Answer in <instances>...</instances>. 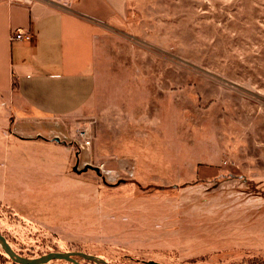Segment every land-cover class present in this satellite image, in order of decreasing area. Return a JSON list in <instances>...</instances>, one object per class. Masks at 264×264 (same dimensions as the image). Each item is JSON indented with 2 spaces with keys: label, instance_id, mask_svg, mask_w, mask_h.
Returning <instances> with one entry per match:
<instances>
[{
  "label": "rangeland",
  "instance_id": "374dc122",
  "mask_svg": "<svg viewBox=\"0 0 264 264\" xmlns=\"http://www.w3.org/2000/svg\"><path fill=\"white\" fill-rule=\"evenodd\" d=\"M121 1L59 142L12 135L0 98V235L29 258L264 264V0Z\"/></svg>",
  "mask_w": 264,
  "mask_h": 264
},
{
  "label": "crops",
  "instance_id": "0c3cea01",
  "mask_svg": "<svg viewBox=\"0 0 264 264\" xmlns=\"http://www.w3.org/2000/svg\"><path fill=\"white\" fill-rule=\"evenodd\" d=\"M121 0H0V98L12 100L8 129L31 140L67 134L96 89V51L108 27L121 23ZM21 32L28 40H10Z\"/></svg>",
  "mask_w": 264,
  "mask_h": 264
},
{
  "label": "water",
  "instance_id": "95a60500",
  "mask_svg": "<svg viewBox=\"0 0 264 264\" xmlns=\"http://www.w3.org/2000/svg\"><path fill=\"white\" fill-rule=\"evenodd\" d=\"M53 141L58 142V140L55 138ZM92 169L94 170L98 175H100V170L97 167H92L91 165H86L82 169L78 170L77 165L73 168V171L77 172H86L87 170ZM0 247L3 250L4 254L7 255L9 259H11L16 264H48L49 261L52 260H65L71 264H81L76 261V258L81 257L89 262H94L95 264H108L105 261L98 259L94 256H90L88 254H85L83 252H70V251H63V252H48V254L41 255L34 258H26L23 256H19L16 254L11 246L7 243L6 239L0 235Z\"/></svg>",
  "mask_w": 264,
  "mask_h": 264
},
{
  "label": "built area",
  "instance_id": "2783aa9c",
  "mask_svg": "<svg viewBox=\"0 0 264 264\" xmlns=\"http://www.w3.org/2000/svg\"><path fill=\"white\" fill-rule=\"evenodd\" d=\"M29 34L25 35L21 32H16L13 36L10 37V40L17 39V40H28L29 39ZM78 139H79V147L81 150L83 149H88L91 141H90V136H89V131L87 130H82L78 133Z\"/></svg>",
  "mask_w": 264,
  "mask_h": 264
},
{
  "label": "trees",
  "instance_id": "16d2710c",
  "mask_svg": "<svg viewBox=\"0 0 264 264\" xmlns=\"http://www.w3.org/2000/svg\"><path fill=\"white\" fill-rule=\"evenodd\" d=\"M2 250V249H1ZM2 254H4L3 250H2ZM5 255V254H4ZM6 256V255H5ZM21 256V255H20ZM24 257V256H23ZM26 258H29V257H26ZM12 261V260H11ZM13 262V261H12ZM14 263V262H13ZM16 264V263H15Z\"/></svg>",
  "mask_w": 264,
  "mask_h": 264
}]
</instances>
